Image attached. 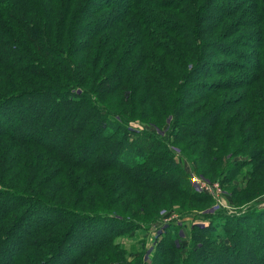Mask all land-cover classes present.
I'll use <instances>...</instances> for the list:
<instances>
[{"label": "trees", "instance_id": "trees-1", "mask_svg": "<svg viewBox=\"0 0 264 264\" xmlns=\"http://www.w3.org/2000/svg\"><path fill=\"white\" fill-rule=\"evenodd\" d=\"M170 116L179 142L194 137L204 146L199 157L212 174L228 172L231 144L236 153L251 150L264 169V0H0V264H79L68 251L75 255L68 248L78 230L88 237L93 222L140 223L92 211L97 204L85 194L105 203L121 188L133 197L139 189L184 196L165 175L179 169L168 139L129 129L137 119L159 126ZM35 185L55 193L43 198L24 187ZM257 213L263 224L264 209ZM249 217L223 215L238 228L212 229L221 240L206 261L225 254L232 264H264L252 253L264 252L257 225L253 242H244ZM196 237L193 246L202 243ZM166 238L161 251L174 245Z\"/></svg>", "mask_w": 264, "mask_h": 264}, {"label": "rangeland", "instance_id": "rangeland-1", "mask_svg": "<svg viewBox=\"0 0 264 264\" xmlns=\"http://www.w3.org/2000/svg\"><path fill=\"white\" fill-rule=\"evenodd\" d=\"M145 119L146 117L142 120H134L130 123L129 129L136 133L150 130L157 136L168 139L169 145L167 144V147L175 157L174 161L179 165V169H167L165 175L169 179L168 183L176 187L180 186L184 196L174 198L175 194L167 190L164 192L161 190L162 192L159 193L150 190L147 193L145 190L139 189L137 196L133 197L132 191L128 192L125 188L120 187L122 186L121 182L110 180V178L105 180L109 186L114 185L121 188V193L114 195L115 201H109V203L98 200L94 193L91 194L92 197L85 194L86 200L90 199L97 204L92 211L103 208L101 210L123 213L131 217L134 215L136 216L134 218L139 219L140 223L130 227L118 223L115 227H110L106 221L93 222L91 226L86 227L87 232H90L88 237L83 236L85 230L76 232L79 238L78 240H71L68 248L74 251L75 255L68 250L69 256L72 258L81 256L79 264H83L82 260L89 264H120L126 259L131 264H139V261H143L145 264H232L231 260L227 262L228 256L225 254L221 255L218 260L210 258L207 261L204 254L211 257L212 248H217V244L214 242L217 239L216 233L221 230L223 232V227L227 223L226 220V223L224 222L223 215L237 218L244 212L250 214L249 218L251 219L242 224L244 228H246L245 226L248 227L245 232L249 235L246 240L244 239L245 244L253 242L249 237L253 234L252 227H250L252 224L257 225L260 231L262 230L264 233V223H261L263 220L255 217L258 214V209H264V169L262 164L251 162V150L236 153L238 151H235L231 144L225 154L228 172L214 175L200 160L199 153L204 146H198L194 137L188 138L186 141H178L182 134L180 131H174L173 116H170L163 125L159 126L154 123L152 118ZM197 119L198 117H195L189 123L193 124ZM133 136L138 137L139 135ZM145 143L151 144L149 141ZM198 147H201L199 152ZM19 156V153L12 152L7 158L9 162L17 163ZM23 164L27 165V163ZM30 172L26 168L24 169L23 174L26 179H31ZM106 175L117 176L118 174L107 173ZM14 176H16L15 170L12 172V177ZM118 176H122V173ZM24 187L31 192L40 190L38 194L42 195L43 198L47 197L48 193H55L51 190L44 193L43 186L38 189H34L37 185L33 189H29L28 186ZM14 189L16 190V188ZM17 190L24 191L23 188ZM62 191L65 192L64 189ZM142 193L149 197L148 202L144 201L145 198L141 196ZM199 197L203 198L202 202L199 201L201 200ZM257 205L259 206L256 207ZM74 207L75 209H83L82 204L74 205ZM38 210L33 215L32 220L40 212ZM151 220L156 221L151 224L146 223L147 221L151 222ZM228 221L231 222L227 223L231 224L229 225L231 228H238L239 223L237 221L234 222L229 219ZM194 225L200 228L209 226L213 228L206 235L193 229ZM214 227L216 233L212 230ZM114 229L117 234L112 231ZM112 233L115 235L111 236ZM195 234L197 235L196 238L202 240V243L198 244L197 242L193 246L191 240ZM167 236L173 237L174 245L163 246L161 251V243L168 239ZM219 240L221 239L218 238L217 241ZM90 242V249L95 248L93 251L87 249ZM97 244L98 247H95ZM103 244H107L108 248H101L100 250ZM205 245L208 249H203ZM166 251L172 255L168 257ZM249 251L251 252L250 248ZM253 252L260 259L264 256V252L260 251V253L255 248H253Z\"/></svg>", "mask_w": 264, "mask_h": 264}]
</instances>
